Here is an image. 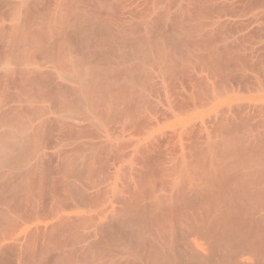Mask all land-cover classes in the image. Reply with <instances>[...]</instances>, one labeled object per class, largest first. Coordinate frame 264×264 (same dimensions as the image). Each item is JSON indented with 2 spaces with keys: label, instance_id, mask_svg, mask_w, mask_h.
I'll use <instances>...</instances> for the list:
<instances>
[{
  "label": "bare ground",
  "instance_id": "1",
  "mask_svg": "<svg viewBox=\"0 0 264 264\" xmlns=\"http://www.w3.org/2000/svg\"><path fill=\"white\" fill-rule=\"evenodd\" d=\"M0 264H264V0H0Z\"/></svg>",
  "mask_w": 264,
  "mask_h": 264
}]
</instances>
